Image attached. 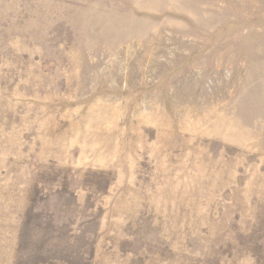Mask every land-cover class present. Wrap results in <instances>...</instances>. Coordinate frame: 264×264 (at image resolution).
Segmentation results:
<instances>
[{
	"label": "rangeland",
	"instance_id": "rangeland-1",
	"mask_svg": "<svg viewBox=\"0 0 264 264\" xmlns=\"http://www.w3.org/2000/svg\"><path fill=\"white\" fill-rule=\"evenodd\" d=\"M0 264H264V0H0Z\"/></svg>",
	"mask_w": 264,
	"mask_h": 264
}]
</instances>
